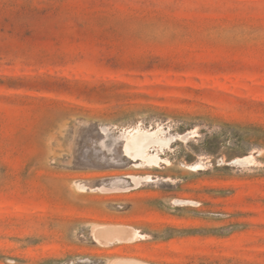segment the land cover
Segmentation results:
<instances>
[{
    "label": "rangeland",
    "instance_id": "374dc122",
    "mask_svg": "<svg viewBox=\"0 0 264 264\" xmlns=\"http://www.w3.org/2000/svg\"><path fill=\"white\" fill-rule=\"evenodd\" d=\"M0 264H264V0H0Z\"/></svg>",
    "mask_w": 264,
    "mask_h": 264
},
{
    "label": "bare ground",
    "instance_id": "6f19581e",
    "mask_svg": "<svg viewBox=\"0 0 264 264\" xmlns=\"http://www.w3.org/2000/svg\"><path fill=\"white\" fill-rule=\"evenodd\" d=\"M157 132L158 131L150 132V131H144L142 129H138L137 132L135 134H132L130 138L128 139V143L125 147V152L127 153V155L137 162L142 160V161L148 162V164H152V163L158 164L161 158L157 154H152L150 152V148L152 146H155V145L163 146L164 145L163 140L161 141L157 137L158 135ZM122 236L125 239H132L131 235L125 231L122 232Z\"/></svg>",
    "mask_w": 264,
    "mask_h": 264
},
{
    "label": "built area",
    "instance_id": "2783aa9c",
    "mask_svg": "<svg viewBox=\"0 0 264 264\" xmlns=\"http://www.w3.org/2000/svg\"><path fill=\"white\" fill-rule=\"evenodd\" d=\"M181 202H184L183 203L184 205H190V206H197L198 205L197 202H193V201H189V200H187V201H181Z\"/></svg>",
    "mask_w": 264,
    "mask_h": 264
}]
</instances>
